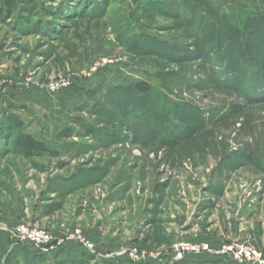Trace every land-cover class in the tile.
Masks as SVG:
<instances>
[{"label": "rangeland", "instance_id": "1", "mask_svg": "<svg viewBox=\"0 0 264 264\" xmlns=\"http://www.w3.org/2000/svg\"><path fill=\"white\" fill-rule=\"evenodd\" d=\"M37 5L0 24V264H120L132 249L152 256L133 264H249L221 253L231 244L264 254V94L246 93L245 70L264 71V0ZM59 75L74 84L40 90ZM15 113L25 126L11 131ZM19 132L59 155L26 159ZM18 224L55 246L17 241ZM75 230L93 251L58 243ZM178 242L211 252L176 261Z\"/></svg>", "mask_w": 264, "mask_h": 264}, {"label": "built area", "instance_id": "2", "mask_svg": "<svg viewBox=\"0 0 264 264\" xmlns=\"http://www.w3.org/2000/svg\"><path fill=\"white\" fill-rule=\"evenodd\" d=\"M105 64L108 62L105 60L103 61ZM97 68H95L96 70ZM86 75V73L84 74ZM89 75V74H87ZM74 84V81L70 76H57L53 80L48 82H42L39 83L40 90H43L44 92L48 93L51 96H54L55 94H60V92H63L71 85ZM1 85V82H0ZM11 234H13V237L17 239V241H20L21 243H28L35 247L34 250H48L49 248H53L55 246V240L53 239V235L51 232L47 231L46 229H39L32 226H27L25 224H18L14 226V230L11 231ZM79 241L81 245L86 250L93 251L94 250V244H92L89 240H84L81 237V231L75 230L73 234H70L69 236H66L63 239H59L58 243H62L65 241ZM172 252L175 260L182 261L186 260L187 257H190L191 255L196 254H202L210 251L209 244L201 243L199 245L189 244L186 242H178L175 245L172 246L170 249ZM127 258L128 261L132 263H138V262H145L147 259H150L151 253L144 252L137 249L132 250H123L120 252ZM221 253L225 255L231 256L234 260H237L238 262H247L249 264H264V254L257 250L254 246H246L244 244H231V245H223L221 249ZM156 256V255H153Z\"/></svg>", "mask_w": 264, "mask_h": 264}, {"label": "trees", "instance_id": "3", "mask_svg": "<svg viewBox=\"0 0 264 264\" xmlns=\"http://www.w3.org/2000/svg\"><path fill=\"white\" fill-rule=\"evenodd\" d=\"M40 1H44V0H40ZM37 3H38V0H0V24L7 23L8 19L14 16L15 14L21 20L25 19V16L29 17V15L34 17L35 15H37L38 10H41L40 7L37 5ZM252 22H254L253 19H252ZM136 45L137 44L134 43V46ZM246 45L247 44L243 46L241 56H242L243 61L247 63L248 61L252 62L253 59L250 58V56L248 55V48ZM245 67H248L247 69L245 68V70L250 69V73H252L251 76L252 75L254 76L253 82L248 83L250 84L251 87H249L248 84L246 85V88H247L246 93L248 92V95L251 97L258 96V93L264 94V71L259 70L253 63L247 64L245 65ZM238 73L241 74L240 72ZM238 76L239 75H236L233 72L232 77L229 78L230 79L229 82H233L235 79L238 78ZM246 77L248 76L244 74L240 75L239 78H242L240 83L245 84L246 81L248 80V78ZM245 78L247 79L246 81H244ZM135 89L139 91V93L141 94L148 93L151 91L150 86L146 82L137 83L135 85ZM9 124H10L11 131L22 130L25 126V124L23 123V120L18 114L11 117ZM87 133L91 135L93 133V129L87 128ZM14 142H15V147L24 155L26 159H31L33 157L41 156V155H49L52 157H56L59 155V152L57 150L55 151L54 149L50 148L42 140L40 141L39 139L35 138L31 133H28V132L26 133L19 132L15 136ZM35 257L37 256L34 255L32 258H29L27 260L28 261L30 260V262H33L36 260ZM127 262L129 264H133L132 262L128 260ZM128 263L122 262L120 264H128Z\"/></svg>", "mask_w": 264, "mask_h": 264}, {"label": "crops", "instance_id": "4", "mask_svg": "<svg viewBox=\"0 0 264 264\" xmlns=\"http://www.w3.org/2000/svg\"><path fill=\"white\" fill-rule=\"evenodd\" d=\"M0 235H1V236H7L6 233H3L2 231H1ZM10 239H11V238H10ZM0 240H1V239H0ZM19 252H20V251H19ZM196 259H197V258H196ZM196 259L194 258V259L192 260L193 264H196Z\"/></svg>", "mask_w": 264, "mask_h": 264}]
</instances>
